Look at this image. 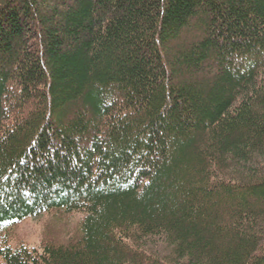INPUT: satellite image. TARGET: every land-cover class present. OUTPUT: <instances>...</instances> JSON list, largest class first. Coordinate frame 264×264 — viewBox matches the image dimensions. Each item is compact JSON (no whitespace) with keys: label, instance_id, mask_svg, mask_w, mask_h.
<instances>
[{"label":"trees","instance_id":"16d2710c","mask_svg":"<svg viewBox=\"0 0 264 264\" xmlns=\"http://www.w3.org/2000/svg\"><path fill=\"white\" fill-rule=\"evenodd\" d=\"M0 264H264V0H0Z\"/></svg>","mask_w":264,"mask_h":264},{"label":"rangeland","instance_id":"374dc122","mask_svg":"<svg viewBox=\"0 0 264 264\" xmlns=\"http://www.w3.org/2000/svg\"><path fill=\"white\" fill-rule=\"evenodd\" d=\"M77 213H43L14 223L6 230V239L12 246L24 244L38 248L46 241H62L77 230L80 219Z\"/></svg>","mask_w":264,"mask_h":264}]
</instances>
